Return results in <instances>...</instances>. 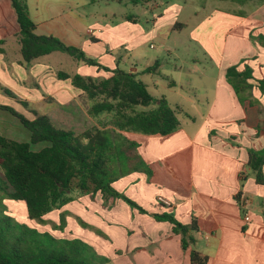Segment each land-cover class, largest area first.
<instances>
[{
    "label": "crops",
    "instance_id": "crops-1",
    "mask_svg": "<svg viewBox=\"0 0 264 264\" xmlns=\"http://www.w3.org/2000/svg\"><path fill=\"white\" fill-rule=\"evenodd\" d=\"M220 1L232 9L199 8L194 6L195 0H185L175 1L162 13L154 14L153 39L158 40V46H163L168 56L179 61L174 67L179 75L175 81L163 74L160 55L153 54V65L160 63L153 77L162 76L174 93L171 97L155 95L153 91V96L168 100L180 127L167 136L124 133L139 143L138 152L145 160L151 163L147 156L153 154V205L145 208L149 214H141L121 200L108 203L109 210L101 219L103 230L120 246L109 259L111 264H193L194 250L208 257L206 264H264V167L263 181L259 183L248 165L250 150H264V91L258 82L264 80V45L252 39L264 36V0L254 8H250L253 0ZM160 2L153 0V9ZM28 5L37 35H53L92 56L101 55L100 62L111 69L117 57L107 53L111 58L105 59L100 47L113 48L115 38L129 48V59L136 61L140 57V32L132 22L116 26L108 23L93 29V34L88 33L89 29L81 33L76 17L63 15L66 7L55 5L47 20L40 12L43 4L28 0ZM19 32L11 0H0V88L43 104L44 95L53 96L56 110L73 114L83 92L71 80L58 78L65 58L59 60L57 67L48 60L54 53L25 63ZM95 33L105 36L100 39ZM182 35L181 43L187 50L195 51L187 60L178 53L177 39ZM151 48L155 50L157 45ZM196 50L201 54H195ZM118 61L122 64V57ZM76 65L78 68L68 73L106 78L112 75L83 63ZM235 65H240V69L248 65L253 70L254 88L244 104L226 78L227 69ZM158 86L153 79V90ZM0 113L8 118V112ZM48 116L55 122L51 114ZM5 120L7 123L0 124V136L19 141L12 132L15 120ZM137 182L138 179L133 181ZM97 197L100 199L101 194ZM159 197L172 205L159 202ZM243 199L249 201L246 211L250 221L245 220ZM93 204L94 211H99L103 202ZM86 206L82 207L90 210ZM163 213L174 214L186 226L196 222L197 230L188 234L194 242L187 250L170 222L155 219L154 215ZM117 221L118 228L113 226Z\"/></svg>",
    "mask_w": 264,
    "mask_h": 264
},
{
    "label": "trees",
    "instance_id": "trees-1",
    "mask_svg": "<svg viewBox=\"0 0 264 264\" xmlns=\"http://www.w3.org/2000/svg\"><path fill=\"white\" fill-rule=\"evenodd\" d=\"M131 1L135 5L147 2ZM11 3L20 28L21 53L25 63L59 52L112 75L98 80L63 70L57 73L60 80H71L72 85L92 101L88 111L91 117L105 115L108 118L102 126H93L80 135L57 127L48 115L36 114L30 119L12 106L0 104V110L17 118L31 135L30 142L0 136V167L3 173L0 177V214L5 208L2 202L12 199L26 204L31 220L45 222L44 217L75 200L72 195L75 191L93 196L100 193L106 203L110 198L122 199L141 214H149L113 186L121 176L133 171L152 175L151 170L140 168L144 162L138 152L139 143L130 140L124 133L170 135L180 127L176 111L165 97H154L138 74L121 69L120 63L117 69H111L80 47L68 45L53 35H37V25L30 16L28 0H11ZM252 39L264 45V36ZM2 44L1 40L0 53L3 52ZM159 67L160 63L156 61L143 73L155 74ZM226 78L244 104L254 88L251 83L254 78L252 68L248 65L244 69H240V65L232 66L227 69ZM258 82L260 90L264 91V80ZM5 92L9 94V91ZM45 142L48 145L40 151L32 149V145ZM248 165L257 182H262L264 150H250ZM65 217L66 214H62V224L58 228L63 229ZM154 217L157 221L173 225L174 233L182 236L184 250L194 242L188 234L197 230L196 222L186 226L172 213L156 214ZM28 240H31L30 246L25 245ZM53 242L57 241L49 233H39L5 213L0 215V264H88L77 259L86 247L84 242L63 241L68 252L47 248L44 244ZM191 261L193 264H206L208 257L194 250ZM109 262V259H100V264Z\"/></svg>",
    "mask_w": 264,
    "mask_h": 264
},
{
    "label": "rangeland",
    "instance_id": "rangeland-1",
    "mask_svg": "<svg viewBox=\"0 0 264 264\" xmlns=\"http://www.w3.org/2000/svg\"><path fill=\"white\" fill-rule=\"evenodd\" d=\"M32 2L34 0H31ZM41 4H43V8H40V12L47 20H50V12L54 11L55 5L59 6V8L66 7V12L63 15L71 14L72 17H76L77 26L81 33L86 32L88 29H96L98 26H105L106 24L113 25H121V23L132 22L136 30L140 32V57H136V61L133 59H129L126 55L129 52L128 47L121 46V41L118 42V39L115 38L113 40V48L109 46L107 50L103 47H100L101 53L105 59L111 58L108 54H113L117 57V60H114V68L117 69L116 64H118V59L122 57L123 62L120 64V68L129 72V73H137L142 70L147 69L149 66L153 65V54L160 55L159 58L163 63V67L161 71L163 74L168 75L171 80H177L179 72L175 71V65L179 62H176L175 57L168 56L165 48L163 46H158V40L153 39V17L156 13H162L164 9L173 4L175 1L184 2L185 0H161L160 5L153 9V0H147L146 3L135 5L131 0H35ZM261 3V0H253L250 8L257 7ZM194 6L207 9H213L216 7L232 9L226 2H222L220 0H195ZM194 6H191V9H194ZM236 8V7H235ZM238 8V7H237ZM240 8V7H239ZM75 14V15H74ZM132 18L129 20L128 18ZM98 38L102 39L105 35H100V33H95ZM100 36V37H99ZM183 35L178 38L179 42V55L183 59H189L190 54H194V50L190 51L186 49V47L181 43V39ZM121 44V45H120ZM157 45V48L153 50L151 45ZM99 48V47H97ZM108 53V54H107ZM200 53L196 50L195 54ZM201 54V53H200ZM88 55L92 56L88 53ZM97 61L100 62L102 58L99 56H92ZM65 58L64 67L59 68L63 69L67 72L75 71L78 68L77 62L81 64L79 61L74 59L68 54L65 53H54L52 56L48 57V60L51 61L53 67H57L59 64V60L63 61ZM103 59V58H102ZM183 61V60H182ZM60 63V62H59ZM184 63V62H183ZM103 65V64H102ZM188 65V64H186ZM105 66V65H104ZM211 71L214 68H210ZM110 75V74H107ZM98 80H104L106 77H95ZM139 79L144 81L148 85L149 92L153 95V91L155 95L174 94L167 87V82L164 80L162 76L156 75L153 77V74L142 73L139 74ZM153 79L158 82V88L153 90ZM7 88H0V104H6L15 108L18 112L24 114L26 117L33 119L36 114H51V117L55 118V125L62 129H67L74 131L76 134H82L86 129H90L93 126H102L104 122H107L108 118L105 115L99 117H91L89 115V108L93 104L92 101L88 98V96L83 93L81 96L79 95L77 98L78 101V110L71 112H63L56 110L54 107L53 96L44 95L45 103H38V101H29L28 96L17 95L15 92L9 91L7 94ZM82 92V91H81ZM12 94V95H11ZM38 96H33V98H37ZM31 99V97H29ZM42 98V97H41ZM53 102V103H49ZM70 113V114H69ZM3 114V113H0ZM5 114V113H4ZM9 114V115H8ZM7 116L10 120H15L13 126V136L15 139L23 142H30L31 135L30 132L21 125L20 121H18L15 117H12L10 113ZM5 116V115H4ZM3 115L0 116V124L7 123ZM58 123L61 126H58ZM62 123V124H61ZM64 125V126H63ZM48 144L40 143L36 145H32V149L34 151H40ZM140 154V153H139ZM153 154H150L148 159H150L151 163L145 160L142 157L143 165L140 168L145 170H151L152 175H148L143 171H133L129 174H125L121 176L118 181L114 184V188L118 190L121 194L127 197L129 200L135 202L142 208L149 207L153 205V158L151 157ZM0 176H3L1 167H0ZM138 179L136 184L133 183L134 180ZM75 197L73 202L67 204L64 208L60 210H55L46 217H44L45 222H39L31 220L27 213L26 204L22 201H15L12 199H5L3 205L5 208L1 212L0 215H4V213L8 216L13 217L20 223L26 224L31 229H36L39 233H49L52 235L54 240L57 242L53 243H44L47 248L57 249V250H65L68 252V247L64 245L63 241H72V240H80L84 242L86 245L85 248L81 251V256H78L77 259L84 261L88 264H100V259H111V257L115 255V251L120 250V246L118 245V241L114 240L110 236L106 235L103 230V225L101 219L103 215L107 213L109 210L108 203L109 202H117L121 200L122 202H126L122 199H113L110 198L106 203L105 199L101 195V200L98 199L97 195H83L78 191L72 193ZM9 200V202H5ZM93 202H103L100 204L101 209L99 211H94L95 208H92L94 205ZM87 204V208L90 210H85L84 206ZM130 206L128 203H126ZM131 207V206H130ZM132 208V207H131ZM133 209V208H132ZM103 210V214H102ZM113 210V209H112ZM146 210V209H145ZM77 211V212H76ZM94 211V213H92ZM62 214H66L64 220L63 229L58 228L61 226V216ZM94 215V216H93ZM58 226V227H57ZM113 226L116 228L119 227V223H115ZM31 240H28L25 245L30 246ZM105 264H111L105 263Z\"/></svg>",
    "mask_w": 264,
    "mask_h": 264
},
{
    "label": "built area",
    "instance_id": "built-area-1",
    "mask_svg": "<svg viewBox=\"0 0 264 264\" xmlns=\"http://www.w3.org/2000/svg\"><path fill=\"white\" fill-rule=\"evenodd\" d=\"M88 33L89 34H93L94 30L93 29H89ZM159 202L163 203L164 205H166L168 207H170L172 205L171 202H169L168 200H166V199H164L162 197H159ZM248 203H249V201L246 200V199L241 200V207L245 211V220L246 221H250V216H249V214L246 211V206L248 205Z\"/></svg>",
    "mask_w": 264,
    "mask_h": 264
}]
</instances>
